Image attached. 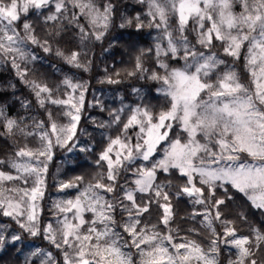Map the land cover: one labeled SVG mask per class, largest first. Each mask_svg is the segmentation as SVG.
<instances>
[{
	"label": "snow or ice",
	"instance_id": "obj_1",
	"mask_svg": "<svg viewBox=\"0 0 264 264\" xmlns=\"http://www.w3.org/2000/svg\"><path fill=\"white\" fill-rule=\"evenodd\" d=\"M114 27L157 36L99 83L152 82L159 110L142 88L132 87L134 106L107 108L87 100V81L37 75L48 56L89 71L90 45ZM0 67L32 96L16 98L26 115L0 104L10 148L0 156V249L26 235L49 247L35 245L23 264H264V0H0ZM56 149L93 157L95 171L56 182L74 192L51 201L45 223ZM180 201L191 206L183 215Z\"/></svg>",
	"mask_w": 264,
	"mask_h": 264
},
{
	"label": "trees",
	"instance_id": "obj_2",
	"mask_svg": "<svg viewBox=\"0 0 264 264\" xmlns=\"http://www.w3.org/2000/svg\"><path fill=\"white\" fill-rule=\"evenodd\" d=\"M139 10V9H138ZM132 9H129L131 12ZM119 23V20H117ZM157 36V32L152 29H144L140 33H137L134 28L120 29L114 27L111 35L105 39L103 43H97L94 46L90 45L93 55L91 59L93 61L90 70L87 72L79 69H70L62 61L57 60L55 57H45L43 64H36L35 68L38 70L37 75L46 79L48 83H57L63 75L67 74L72 76L74 80L81 82L87 81L89 83V93L87 94V100L91 101L94 98H98L106 105L107 108H119L121 104L128 106H134L139 98L132 93V87L142 88L143 93L146 96V101L153 105L156 110L164 106L165 101L163 96L155 92L152 82L138 81L135 79L126 80L119 85H111L107 83H99L106 75L105 69H108L107 74H111L113 71L130 68L133 63V58L137 54L138 48L151 47L154 44V37ZM111 44V47H110ZM65 47L66 51H71L76 47L75 43L68 42ZM104 49H108L104 51ZM41 56L44 54L41 52ZM49 63L56 64L57 67L62 69V72L53 73L51 69L47 67ZM151 66V65H148ZM31 75V73H30ZM9 84H14L15 89L7 87ZM17 97L32 99V96L27 87H25L14 74V70L8 67H0V104L8 105L7 112L9 115H26L25 110L20 107ZM87 115L95 117L98 121L108 119L107 112L101 113L98 109L88 108ZM82 126L87 128L89 132H92L93 126L87 119L82 120ZM99 139V137H97ZM82 140H87V137H82ZM23 141L21 140V146ZM30 146L35 147V141L30 143ZM99 151V145L97 146ZM10 152L8 144L0 140V156H6ZM93 157L87 156L84 153H65L61 149H56V155L53 161L49 165V173L47 177L48 188L45 195V200L42 202L44 208L42 219L46 223L51 217L49 216L48 206L54 198H57L60 194H65L68 197L73 195L74 190H68L66 193H58L55 189V184L58 180H68L75 175H84L86 178L95 171L94 166L91 164ZM163 178V177H161ZM191 206L186 201H180L178 204V211L183 215L186 211H190ZM5 223H9L8 218H3ZM183 227L187 228L192 226L191 224H183ZM15 227V225H13ZM199 227V225H197ZM237 227L242 231L241 235L247 234L245 226L239 221ZM19 231V229H16ZM219 231V227L217 229ZM204 241L203 237H192ZM10 240V238H9ZM35 245H40L47 249L49 246L46 241H42L39 238L33 239L25 235V240L19 242L16 248L9 247L7 251L0 249V264H23L24 256L27 255ZM21 249L22 253L17 252L16 249ZM228 253L222 254V260L226 259Z\"/></svg>",
	"mask_w": 264,
	"mask_h": 264
},
{
	"label": "rangeland",
	"instance_id": "obj_3",
	"mask_svg": "<svg viewBox=\"0 0 264 264\" xmlns=\"http://www.w3.org/2000/svg\"><path fill=\"white\" fill-rule=\"evenodd\" d=\"M60 197H68V196H66L65 194H60L57 198H60Z\"/></svg>",
	"mask_w": 264,
	"mask_h": 264
}]
</instances>
